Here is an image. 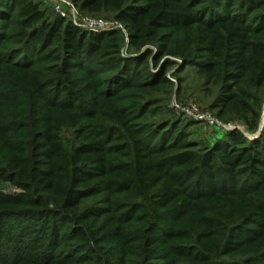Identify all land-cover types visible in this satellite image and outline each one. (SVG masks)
<instances>
[{
  "label": "trees",
  "instance_id": "obj_1",
  "mask_svg": "<svg viewBox=\"0 0 264 264\" xmlns=\"http://www.w3.org/2000/svg\"><path fill=\"white\" fill-rule=\"evenodd\" d=\"M43 1L0 0V182L20 189L0 192V239L37 219L93 260L105 237L84 224L101 222L149 250L134 264H264V129L206 143L159 107L178 58L230 71L219 106L252 110L237 82L264 84V0H74L125 24L129 47L119 29L89 30Z\"/></svg>",
  "mask_w": 264,
  "mask_h": 264
},
{
  "label": "rangeland",
  "instance_id": "obj_2",
  "mask_svg": "<svg viewBox=\"0 0 264 264\" xmlns=\"http://www.w3.org/2000/svg\"><path fill=\"white\" fill-rule=\"evenodd\" d=\"M74 1V0H73ZM43 7L48 9L50 15L54 14L50 3L42 2ZM106 24L107 29H119L126 41V46L129 47L128 27L113 18L112 14L103 13L101 15L92 16ZM150 47H154L150 45ZM131 51V50H128ZM171 58L165 56L160 59V70L166 59ZM178 62L177 65L168 69L167 76L171 80V87L164 92H160V99L163 104L159 106L167 113L173 114L177 120L182 119L187 124L188 132L192 133L193 137L198 141L206 143H219L228 135L240 130L246 137H259L264 129V84L261 86L250 85L247 80H239V87L247 89L252 93V98L249 105L252 110H244L242 108H232L227 111L224 106H219L220 95L224 93L228 87L235 84L230 76V71L215 74L214 76H205L199 72L198 68L193 65H185L178 59L172 58ZM238 86H235L234 89ZM195 107L196 110H192ZM258 115L259 127L254 135L249 130L248 124ZM66 137H71V133H66ZM20 189L8 181L0 182V192L14 193ZM100 200L99 196H93L82 200L80 210L91 203ZM79 213V212H78ZM75 213V218L77 214ZM82 217L75 219V223L83 224ZM102 221V218L101 220ZM29 223L31 233L19 232L17 224L8 228L7 235L0 239V264H134L142 261L144 255L149 254V250L143 247V244L138 242L132 233L125 232L119 238L112 233L106 234L103 231L100 223L97 227H93L90 221L85 222L88 225L90 232L97 229L100 236L105 237V241L94 242L96 246V254L91 255V259L86 260L87 256L75 254L72 247L73 240H60V244L56 238L49 236V231H42L38 220L31 219ZM139 227V222L135 223ZM26 231V230H25ZM109 235V236H104ZM49 245L57 246V252L49 249ZM163 244H156L152 249H156L157 253Z\"/></svg>",
  "mask_w": 264,
  "mask_h": 264
},
{
  "label": "built area",
  "instance_id": "obj_3",
  "mask_svg": "<svg viewBox=\"0 0 264 264\" xmlns=\"http://www.w3.org/2000/svg\"><path fill=\"white\" fill-rule=\"evenodd\" d=\"M52 4V7L56 14L61 17L71 19L81 27L89 30H104L106 24L98 20L91 15L83 13L73 0H45ZM119 23L118 21H116ZM192 110H196L192 107Z\"/></svg>",
  "mask_w": 264,
  "mask_h": 264
}]
</instances>
